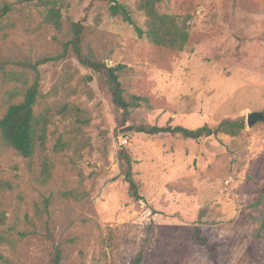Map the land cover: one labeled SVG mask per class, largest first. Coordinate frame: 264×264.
Wrapping results in <instances>:
<instances>
[{
	"label": "rangeland",
	"instance_id": "rangeland-1",
	"mask_svg": "<svg viewBox=\"0 0 264 264\" xmlns=\"http://www.w3.org/2000/svg\"><path fill=\"white\" fill-rule=\"evenodd\" d=\"M107 1L56 0L60 30L42 22L41 1L0 18V117L8 92L34 80L10 61L59 54L70 21L83 22V44L96 59L126 65L125 97L146 99L128 115L116 110L102 77L71 52L39 66L34 110L48 121L43 148L26 158L0 141V233L14 241L0 244V264H46L51 242L41 230L25 239L18 231L49 192L57 196L49 227L63 249L60 264H131L138 253L139 264H264V234L255 238L264 213V122L246 123L247 112L264 111V0H161V13L187 19L181 51L138 37L109 15ZM117 1L145 29L137 0ZM240 119L236 136L136 131L141 123L196 128ZM126 125L133 130L121 134ZM121 150L133 160L141 200L128 193ZM65 191L77 199L60 197Z\"/></svg>",
	"mask_w": 264,
	"mask_h": 264
},
{
	"label": "trees",
	"instance_id": "trees-1",
	"mask_svg": "<svg viewBox=\"0 0 264 264\" xmlns=\"http://www.w3.org/2000/svg\"><path fill=\"white\" fill-rule=\"evenodd\" d=\"M41 1L44 5L42 22L53 26L55 29L62 28L61 8L56 6V0H0V18L12 12L16 4ZM161 0H137V9L145 16V29L137 24L130 9L117 0H108L107 9L109 15L120 16L121 19L131 25L138 37H145L150 43L166 46L173 50L181 51L185 47L189 38V28L187 19L179 20L175 15L161 13L158 10V3ZM1 29V26H0ZM85 26L82 21L69 22V38L63 43L62 51L54 56H42L35 61L14 60L10 61L23 69H30L34 72V80L21 90L12 89L9 93L5 111L0 117V141L13 148L19 155L32 158L38 148H43L46 131L47 119L43 115L35 113V106L40 97V72L39 66L50 61L63 58L71 52L75 55L78 62L90 70L92 73L99 74L107 85L110 102L113 107L128 115L130 111L137 108L145 98L138 95H124V89L119 79V74L126 68L125 64L117 63L108 65L106 61L96 59L95 54L89 45L83 44V33ZM20 95V99L13 101L12 98ZM244 127L243 120H224L214 127L203 124L196 128H187L181 125H150L141 123L137 125L136 131L147 134L171 133L179 134L183 138L198 139L208 137L212 134L223 133L236 136ZM120 159L125 166L124 180L128 184V193L134 200L143 199L139 191V186L134 179L131 156L125 151H120ZM50 177V164L43 159L40 164L38 178L45 184ZM60 197L77 199L72 191H65L59 194ZM57 196L49 192L40 197L34 203L32 214L24 217L25 228L18 231V238L25 239L32 234L43 233L44 237L51 242V249L47 256L46 264H60L63 258V249L55 244V238L49 227L50 207ZM5 215L0 213V225L4 223ZM256 233L258 239L264 234V213L255 218ZM7 243L13 246L14 241L5 233H0V244ZM141 253H138L131 261V264H139Z\"/></svg>",
	"mask_w": 264,
	"mask_h": 264
},
{
	"label": "water",
	"instance_id": "water-1",
	"mask_svg": "<svg viewBox=\"0 0 264 264\" xmlns=\"http://www.w3.org/2000/svg\"><path fill=\"white\" fill-rule=\"evenodd\" d=\"M108 65H111L109 61H107ZM258 122H264V111L263 110H254L247 112L246 115V123L248 126H252ZM133 125H126L120 129L121 134H125L133 130Z\"/></svg>",
	"mask_w": 264,
	"mask_h": 264
},
{
	"label": "built area",
	"instance_id": "built-area-1",
	"mask_svg": "<svg viewBox=\"0 0 264 264\" xmlns=\"http://www.w3.org/2000/svg\"><path fill=\"white\" fill-rule=\"evenodd\" d=\"M126 141V140H125Z\"/></svg>",
	"mask_w": 264,
	"mask_h": 264
}]
</instances>
